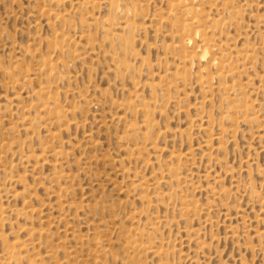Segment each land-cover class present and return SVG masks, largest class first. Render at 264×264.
Here are the masks:
<instances>
[{
  "label": "rangeland",
  "instance_id": "374dc122",
  "mask_svg": "<svg viewBox=\"0 0 264 264\" xmlns=\"http://www.w3.org/2000/svg\"><path fill=\"white\" fill-rule=\"evenodd\" d=\"M0 264H264V0H0Z\"/></svg>",
  "mask_w": 264,
  "mask_h": 264
},
{
  "label": "bare ground",
  "instance_id": "6f19581e",
  "mask_svg": "<svg viewBox=\"0 0 264 264\" xmlns=\"http://www.w3.org/2000/svg\"><path fill=\"white\" fill-rule=\"evenodd\" d=\"M131 244V243H130ZM16 247V246H15ZM135 247V246H134ZM137 247V246H136ZM131 248H132V246H131ZM136 249V248H135ZM15 251V250H14ZM13 254V253H12Z\"/></svg>",
  "mask_w": 264,
  "mask_h": 264
}]
</instances>
